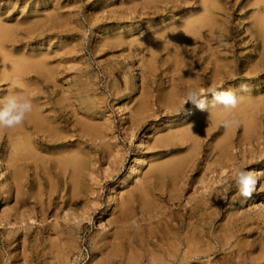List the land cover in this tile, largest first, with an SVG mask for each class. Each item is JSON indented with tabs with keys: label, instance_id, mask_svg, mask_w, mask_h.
Here are the masks:
<instances>
[{
	"label": "rangeland",
	"instance_id": "374dc122",
	"mask_svg": "<svg viewBox=\"0 0 264 264\" xmlns=\"http://www.w3.org/2000/svg\"><path fill=\"white\" fill-rule=\"evenodd\" d=\"M56 1L64 5L63 11L74 17L77 16L76 10L79 9L80 29L79 32L71 30L65 35L53 36L48 44L37 45L36 43L31 46L32 49H36L35 53H46L50 56L54 76L51 77L49 86L44 90L53 92L55 99L60 100L61 96L68 97L79 89L87 102L82 110L84 121L88 118L87 121L91 122L93 120L91 122L94 123L93 125L102 124L103 127L107 126L109 132L107 140L111 141L110 149L125 152L127 157L125 156L119 165V170L112 175L108 184L104 186L95 213L90 218L80 221L74 228L66 229V234L61 235L62 242L69 244L66 247L67 250H71H69L68 255L59 252V247L57 248L55 245L59 246L57 231L62 229L67 218L64 213L67 214L69 211L64 210V213H59L57 217L60 220L55 217L56 215L50 213L46 221L49 223V227L46 231H41L40 227L44 224V221L38 216L37 209H35L34 216H26V220L33 225L29 229L20 227L25 223L17 224V228H20L18 230H16L15 224H0V264H21L22 261L23 264H27L24 263L23 254L29 252L28 241L24 245H21L23 243L20 241L25 236L23 235L24 230H27V233L30 234L27 240H32L33 236V238L39 237V242L42 245L45 242L42 251L46 254L49 262H52L49 264H54V261L58 260L57 258L64 264H156V262L157 264L160 262L161 264H178L177 257L179 253L173 251H177L179 246L180 248L183 246L176 245L175 232L182 237L183 230L189 228L188 221L193 222L195 220L188 217L189 207L193 206L209 213L208 215L212 221L211 230L218 234L222 231L223 236L224 230L227 229L225 227H229L230 224L227 222H230L238 211L237 214L239 215L247 211L259 214L258 223L260 226L253 225L251 227L247 220L243 221L249 224L252 229L248 234L241 235L242 232H238V235L239 239L248 245L246 247L248 257L251 252L252 254L253 252L255 254L259 252L260 254V246L253 243L251 247L250 244L254 242V238L258 240L261 239L260 237H264V132L261 133V131H264L262 127L264 126V110L257 112V109L256 111L249 108L245 109L248 119L244 118L242 110L240 111L238 108L231 110L232 112L230 111L227 114L228 117L234 116L239 121V125L228 129H225L221 124L225 114L219 112V110L218 112L213 110L211 111L213 112V123L211 122L209 125L211 129L207 127L206 132L197 137L195 136V139H192V133L191 135L182 136V140L179 139L181 136L179 132L195 123L203 114L209 113V111L200 110L192 103L185 104L184 94L187 88H199L201 95L206 96L209 103L213 99L209 94V90L212 88L222 91L231 90L237 96L246 98L248 96L249 99L252 98V103L255 101V105H260L261 100L264 102V89L257 93L258 88L264 82V73H249L248 71L256 63L264 64V45L262 43L256 45V41L248 35L246 30L252 25L251 17L257 13V7L252 3L254 0H250L251 3H246L241 10H234V13L228 17L227 23L231 33L228 44L229 48L235 52L233 58L239 66V71L236 75L228 77L227 81L215 84L210 82L216 74L211 73L213 72L212 69L215 67V72L220 71L225 62L218 60V58L223 55L232 58L230 56L232 54L231 50L225 48L227 45H223L221 42L214 43L213 46H216L214 52L206 59L202 58L201 52H192V41H189L183 49L176 50V52L165 46V48L158 46L160 42L156 48L152 45L164 30L172 31V27L173 30H178L184 25L186 19L188 21V18L193 15L192 13L202 14L201 0L190 2L186 0H0V16L5 18L7 14H14L10 19H4L6 21L23 15L40 14L45 12L43 4ZM221 2L223 3L224 0ZM69 3L70 5H68ZM51 10L54 9L51 8ZM4 23L8 24V22ZM155 34L159 35L155 36ZM149 39L154 40L152 44ZM45 40L38 43L45 42ZM213 63L215 64L213 65ZM35 83L38 86L43 84L37 79H35ZM242 86H246V90H242ZM260 95L261 99L258 98ZM138 104L144 105L143 108L142 105L140 106L143 114L141 111H139V114V106H137L138 108L135 107ZM131 111L133 116H131ZM134 113L136 114L134 115ZM138 114L139 116H137ZM215 115L217 116L216 119ZM132 117L137 118L136 125L139 128L132 129ZM250 118L257 125V132L261 130L260 133L263 137L257 139V132H251L246 136V130H244L246 125L244 124ZM125 129H128V134H124ZM130 131L132 134L129 133ZM171 132L174 137L172 134L169 135ZM130 134L132 137L129 136ZM164 134L170 138L166 136L163 138ZM161 135L163 140H160ZM159 136L160 139H157ZM188 136L191 137L190 140L187 139ZM174 156L182 157V159L178 157L180 168L176 172L177 177H174L175 179L170 178L169 173L152 170L154 162L158 164L164 162V159L168 158L167 160H170L169 158H174ZM106 164L109 167L108 162H106L102 165L103 170ZM237 165L248 168L257 174L256 190L252 193L254 196V201L251 204L252 210H250V207L245 206L246 197L241 196L234 185L233 170ZM4 173L5 171L0 167V222L6 217L10 219L12 214H17L25 208L21 200H16V196H14L16 192L13 188L5 192L7 185L3 181ZM138 186H141V188ZM144 188L145 190H141ZM128 189L129 191L130 189L133 190V194L128 210L124 214L123 208L120 207L121 196L126 194L125 191ZM37 190L35 188V192ZM139 190L144 191V193H139ZM146 191L150 194L149 196H146L148 195ZM138 193L145 195V200ZM151 196L155 201L157 200L155 203H153L154 200ZM141 200H144V202L142 203ZM146 200L152 202V205L159 206L157 207L160 208L158 215L153 206L150 208L146 204L148 202ZM16 203L21 204L17 205ZM144 203L147 207L146 205L142 207ZM118 205L122 213L121 210L119 211ZM206 207L209 210L207 212L205 211ZM105 210H108V213L103 215ZM128 211L130 212V218L126 216ZM205 215L200 212L198 216L202 218L203 216L206 217ZM118 217L119 219L122 218L119 220ZM161 220H163V223ZM75 221L77 222L78 219H75ZM172 221L175 222V228ZM243 222H240L239 225ZM166 229L170 232L168 233ZM261 230H263V234ZM233 231H235V228ZM255 231L256 233L260 232L262 235H257ZM255 234L257 236H254ZM150 235L152 239L148 238ZM15 236L20 244L16 248H13V244V246H9L10 249L8 250L4 241L6 239L14 241ZM50 236L51 242L49 240ZM138 236L141 237L140 239L146 240L147 244L143 248L139 244ZM53 237L54 239H52ZM246 237L250 240L247 241L250 244L246 242ZM160 239L164 242L162 241L163 244L157 247L156 244L161 243ZM212 239L215 241L213 237ZM125 240H127V243L124 242ZM156 240L157 243H155ZM171 241L174 243H171ZM47 242L49 243L47 244ZM53 243L55 244L53 245ZM49 244H52V246H49ZM245 244L243 243V245ZM127 245L129 248H127ZM164 245L167 250L162 248ZM70 247L74 248L71 249ZM170 247L175 249L172 250ZM22 248H24V251L26 250L25 253H23ZM57 250L59 255H63L64 258L57 255ZM139 250H141L140 253H138ZM165 250L169 252V257ZM12 252L15 253L10 254ZM244 252L245 250H241L240 253H233L229 263L233 264L239 254L245 257L247 253ZM220 254L222 256H219ZM259 254L257 253L256 257ZM130 255L133 257L132 259ZM225 256V253L218 249L214 253L212 251L208 257L201 258L202 261L194 259L191 264H214L213 261L216 260L215 264H229L225 261ZM66 258H69L70 263H67ZM219 258H221L220 261ZM233 258L235 259L233 260ZM53 259L55 260L53 261ZM207 259L210 262H207ZM59 260L55 263L58 262L57 264H59ZM98 260L100 261L98 262ZM157 260H160V262L158 263ZM255 263L264 264V261Z\"/></svg>",
	"mask_w": 264,
	"mask_h": 264
},
{
	"label": "bare ground",
	"instance_id": "6f19581e",
	"mask_svg": "<svg viewBox=\"0 0 264 264\" xmlns=\"http://www.w3.org/2000/svg\"><path fill=\"white\" fill-rule=\"evenodd\" d=\"M186 1L190 2L193 0H186ZM221 1L222 0H201L202 10H203L202 14L199 13L200 15H196V13H192L193 15H191V17L188 18V21L186 19V22H184V25L180 29L178 28V30H173V27H172V31L164 30L162 33L160 31L161 34L160 35L157 34L159 35V37L153 44L152 42L154 40L151 41L149 39V41H151L150 43L155 48L157 47V44L160 42L158 46H163V48L165 47L169 48L174 52H176V50L183 49V47H185L189 41H192L193 42L192 52L193 53L201 52L202 58L204 59L209 57L210 54H213L214 49L216 47V46H213L214 43L221 42L223 45H227V47L225 48L231 50L232 54L230 56H232V58H228V55H223L220 58H218V60H222L225 62L223 63L220 71L218 70L215 72V67H213L214 69H212L213 72L211 73L212 74L216 73V74L214 75V78H213V75L211 74L212 75L211 77L213 79L210 82H214V84L227 81L228 77L236 75L239 71V66H237V64L235 63V59L233 58V55L235 52L233 49L229 48V44H228V40L230 39L231 33L229 31V24L227 22L229 20L228 17H230L234 13V10L235 11L236 9L241 10L245 7L246 3H251L250 0L249 1L248 0L247 1L245 0H224L223 3ZM252 3L256 5L257 13H255L251 17L252 25L249 26V28H247L246 30L248 31V35L251 36L256 41L255 43L256 45L261 44V43L264 45V0H254ZM68 5H70V3ZM43 7H44L43 9L45 10V12H41L40 14L23 15L21 17H14L13 20L5 21L4 19H10V17L14 14H7L5 18L0 16V97L2 98L10 93H21L23 95H26L29 99H31L33 103L32 112L26 116L24 122L20 126H17L11 129H7V128L0 129V167L2 168V170L5 171L4 178H3V181H5L7 185L5 192L8 191V189L13 188L16 192V195H14L16 196L15 197L16 200L17 199L21 200L22 205L25 207L24 210L20 211L19 209L20 211L19 213L12 214L10 217L13 219L11 218L9 219V217H6L0 222V224L1 223H3L4 225L6 224L14 225L15 224L16 226L17 224L25 223L23 224V226L22 225L21 226L19 225V226L25 229L26 228L29 229L33 225L29 223V221L26 220V216L28 215L29 217H31L34 214V210L37 209L38 216L44 221V224L40 227V230L46 231L49 227V223L46 221H47V217L50 216L49 215L50 213L51 215H56L55 217H57V215L59 213L62 214L64 210L69 211L67 214L63 212L67 218L65 219L62 229L61 230L59 229L57 231L58 239H59L58 241L59 246H56L57 244L55 245V247L57 248L59 247L58 249L59 252L68 255L70 249L68 248L69 250H67L66 247H68L67 245L69 244H67V242H62L61 237L66 234V229L74 228L75 225L78 224L80 221H82L83 219L86 220L90 218L92 214L95 213V211L98 209V205H99L98 202L102 196V190L104 186L108 184L112 175L119 170V165L122 163L126 154L125 152H122L120 150L115 151V149L114 150L110 149L109 146L111 145V141L107 140L109 136L108 129L106 128L107 126L103 127L102 124L93 125L94 123L93 124L91 123L93 120L91 122L87 121L88 118L86 119V121H84L83 119L84 113L82 112V110L84 109L85 104H87V102L85 101L82 95V92L79 89H77L76 91L74 90L75 92H73L68 97L61 96L60 100L55 99V97L53 96V92H50L49 90H44L45 88L49 86L48 84H50L49 82L52 79L51 77L54 76L53 69L51 68L50 56L46 53H41V54L35 53L36 49L35 48L32 49L31 46L36 43L37 45L48 44L53 36L65 35V34H68L71 30H75L76 32H79V29H80L79 12L80 11L79 9L76 10L77 16L75 17L73 15H69L68 13H66V11L62 10L64 5L59 1H56L54 3H51V2L45 3L43 4ZM51 8L54 10H51ZM71 17H73V19H71ZM4 22H8V24ZM169 30L171 29L169 28ZM157 35L155 34V36ZM43 40H45V42L38 43L39 41H43ZM222 44H219V45H222ZM257 54H258V51H257ZM214 64L215 63H213V65ZM252 64H253V61H252ZM248 71L249 73L250 72L258 73V74L264 73V64L256 63ZM35 79L40 80L43 83L42 86L36 85ZM262 89H264V82L262 83V86L258 88L257 93L261 92ZM258 98L261 99V95ZM251 99H249L248 96L247 98L244 97V99L240 101L241 103L237 107L240 111L242 110V112H244L243 113L244 118H247V115H246L247 112H245V109L249 108V109H252L253 111H256L257 109V112L264 110L263 100H261L262 102L260 103V105L259 104L255 105L254 103L255 101L252 103ZM171 101H172V98H171ZM141 105L142 104H138L135 106L136 108H138L137 106H139L138 112L141 111V107H140ZM181 105L184 106L183 104ZM143 106L144 105H142V108ZM146 110L150 111L151 109L150 110L146 109ZM202 111H201V114L203 113ZM211 111L213 110H210L209 113H206V115L203 114V116L196 122L193 120V122L195 123L191 122L193 124V125L190 124L192 127L190 126L188 128L186 127V129H183V131L182 129H180L182 132H179L181 133V136L179 139H181L182 136H185L188 134L191 135V133L193 134V136H191L192 139H195L194 138L195 136L197 137L201 135L203 132H206L207 127H210L209 125L211 124L213 120L212 119L213 112ZM135 114L136 113H134V115ZM139 114L137 116H139ZM216 115H215V119L218 116ZM131 116H133V113ZM136 119L135 117H132L131 119L132 129L139 128L136 125ZM244 125H246L245 127L246 129L244 128V130H246L245 131L246 136H248L251 132H257V125L254 122H252L251 118ZM262 127L264 128V126ZM209 129H211V127ZM127 130L128 129H125L124 134H128ZM176 130H179V129H176ZM260 131L261 130L257 132V139L263 137L261 136V133L263 134L264 131H261V133ZM129 133L132 134L131 131ZM173 133H176V132L173 131ZM131 134L129 136H131ZM171 134L172 132L169 135ZM165 136L166 135L164 134L163 138H165ZM166 137H169V136L167 135ZM190 138L188 136L187 139L190 140ZM157 139H160V136ZM160 140H163L162 135H161ZM223 140L224 138L222 139V141ZM193 146H195V144ZM87 147L89 148L87 149ZM178 157H181V156H176V157L174 156V158L170 157L169 158L170 160H167L168 158L164 159L165 160V161L163 160L164 162H161V163L159 162L158 164L154 162V166L153 167L151 166L152 170L153 171L158 170L164 173H169L171 175L170 178L177 177L176 172L180 168V160L178 159ZM106 162H108L109 167L106 164V167L103 170L102 165L105 164ZM138 187L141 188V186H138ZM35 188L36 190L38 189L37 192H35ZM140 188H137V189H140ZM141 190H145V188ZM127 191H125L126 194L121 196L120 207L123 208L122 210L124 211V214L128 210V206H129L130 201L132 200V194H133V190L130 189L129 191L128 189ZM139 193L143 194L144 191H140ZM146 194H148L147 191H146ZM149 195L150 194L146 196H149ZM140 196L144 198L145 195H140ZM151 197L154 200V201L153 200L151 201L155 203L157 200L155 201L153 196ZM138 199L140 200V198ZM144 200L143 201L141 200V202L143 203ZM146 201L148 202L147 203L145 202V203L148 204L150 208L153 206V208L156 209V214L158 215L160 212V208H157V207L159 206H156L155 204L152 205L151 204L152 202H150L149 200H146ZM253 201H254L253 195L245 199V206L250 207V210H252L251 204ZM145 203H144V206L142 205L140 206L145 207L146 205ZM20 204L18 203L17 205H20ZM19 207L21 208V206ZM120 207L118 208L119 211L121 210ZM122 210H121V213H122ZM107 211L108 210H105L103 212V215H106L108 213ZM199 211L203 213L204 215L207 214L205 215L206 217L203 216L201 218L200 217L201 215L198 216L200 213ZM205 211L206 212L209 211L207 207ZM234 211L236 210L234 209ZM188 212H189L188 217H191L195 220L194 221L192 220L193 222H190L191 220L188 221L189 226L188 225L187 226L189 228L184 229L187 233L183 230L184 234L182 237L181 235L178 236L175 232V239H174L176 241V245L178 246L182 245L183 247L180 248L179 246V248H177V251L174 250L175 246L173 247L174 249L170 247L172 250H174L173 252L179 253V256L177 257V259L179 260L178 264H191L194 259H200V260L201 258L204 259V257H208L212 251L214 253L218 251V249H220L222 252L225 253L226 255L225 261L228 263L231 262V258L233 256L232 254L240 253L241 250H245L244 253H247L246 255L247 257L246 256L244 257L241 254L239 255L237 254L238 256L236 260H234L235 258H233L234 260L233 264H257L255 262L264 261V249H263L264 247H262L264 246V237L258 236L261 238L258 240L253 237L254 242H252L251 244L247 242L249 239H247L246 237L247 239L246 242L249 243L251 247L253 243L255 244L257 243L261 248L260 254L259 252H257L259 254L258 257H256L257 253L255 254L254 252L253 254L251 252V254H249L250 256L248 257V251L246 250V247H248V245H246L245 242H243V240L239 239V235H238V232L240 233L242 232L241 235L248 234V232L252 229L251 227L253 225L259 227L260 226L258 223V220L260 217L259 214L257 213L253 214L255 212L247 211L239 215L237 214L239 212L238 211L236 213V216H233L230 222H227L230 224H229V227L227 226L225 227L227 229L224 230L225 232L223 236L221 234L222 231H220L221 233L219 232L220 234H218V233H215L214 230H211L212 221L208 215L209 213H205L203 210L197 207H194V206L189 207ZM127 213H126V216L129 217L130 212L128 213V215ZM161 214L163 215V213ZM125 217L124 219L126 221ZM75 219H78V221L76 222ZM246 220L249 222L251 227H249V224L243 222ZM161 221L163 223V220ZM240 222H243V223L239 225ZM172 224H173V227L175 228L176 226V225L174 226L175 222H173ZM17 227L18 226H16V230L20 229ZM234 228H235V231H233ZM167 231L168 233L170 232L169 230ZM14 232H15V229H14ZM262 232L263 230H261V233ZM23 233L21 232V234L25 235L24 238L21 240L19 239V240L23 243L21 245H24L25 242L28 241V248H29V252L27 254H23L24 261H25L24 263H27V264L52 263V262H49L46 254L43 253L42 251L43 246L45 245V242H44V245H42L39 242L40 238L39 237L33 238V236H32V240H29V239L27 240V237L30 236V234L27 233V230H24ZM261 233L259 232L256 234L260 235ZM256 234L254 236H257ZM151 235L148 238L152 239L153 235L152 236ZM53 236L55 237L54 234ZM35 237H36V234H35ZM54 237L52 239H54ZM212 237L214 238L215 241H213ZM140 238L141 237H139V240H140L139 244L141 248H143L144 245L147 243L145 239L143 238L140 239ZM157 238H153V239H157ZM49 240L51 242V236L49 237ZM68 241L71 242L70 240ZM162 241L163 240H161V243L158 242V244H156L157 247L158 245L161 246V244H163L164 241L163 242ZM124 242L127 243V240H125ZM172 242L173 241H171V243ZM4 243L6 244L8 250L10 249L9 246L11 245L13 246L14 244L13 248H16L20 244V242L17 241V238L14 239V241H10L9 239H6ZM48 243L49 242H47V244ZM130 243L134 245V243L132 242ZM155 243H157V240ZM243 243L246 246L243 245ZM54 244L55 243H53V245ZM216 244L218 245L217 247H216ZM50 245L52 246V244H49V246ZM96 245L98 246V244ZM165 245L162 248L166 247ZM41 246L42 248H40ZM129 246L127 248H129ZM259 246H257V248H259ZM70 248L73 249L74 247H70ZM22 250L24 251V248H22ZM58 250H57V255H59ZM168 250H169V247H168ZM25 251L23 253H25ZM140 252L141 250H139L138 253ZM13 253L15 252H12L10 254H13ZM166 253L168 255L169 252L166 251ZM51 256H54V255H51ZM171 256L173 257L172 254ZM219 256H222V255L220 254ZM130 258L132 259L133 257H131L130 255ZM173 258L175 259V257ZM55 259H53V261ZM57 259L59 260V258ZM137 259L139 260V258ZM209 259H207V262H210ZM58 260H55V261H58ZM61 260H64V259H61ZM66 260L68 261L67 263H70L69 258H66ZM153 260H155L154 257H153ZM220 260L221 258H219V261ZM55 261H54V264H57L58 262L55 263ZM99 261L100 260H98V262ZM59 262H60L59 264H64V263H61L60 260ZM159 262L160 260L158 261V263ZM213 262L216 263L217 260ZM21 264H23V261L21 262ZM159 264H161V262Z\"/></svg>",
	"mask_w": 264,
	"mask_h": 264
},
{
	"label": "clouds",
	"instance_id": "9594fccd",
	"mask_svg": "<svg viewBox=\"0 0 264 264\" xmlns=\"http://www.w3.org/2000/svg\"><path fill=\"white\" fill-rule=\"evenodd\" d=\"M242 90H246V86H242ZM209 94L213 98L211 103L207 101L206 96L201 95L199 89L189 88L184 94V102L185 104L192 103L203 111L219 110L224 113L221 124L225 129L238 126L239 121L234 116L229 118L227 114L236 109L244 97L237 96L231 90L222 91L215 88L210 89ZM32 110L31 99L21 93H10L0 98V129L20 126ZM233 182L240 195L247 198L255 190L257 174L248 168L237 165L233 170Z\"/></svg>",
	"mask_w": 264,
	"mask_h": 264
}]
</instances>
